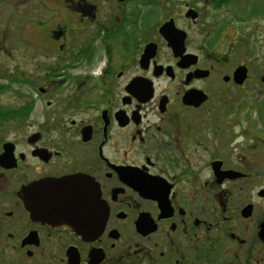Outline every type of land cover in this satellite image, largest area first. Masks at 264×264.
Listing matches in <instances>:
<instances>
[{
    "label": "flooded vegetation",
    "instance_id": "obj_1",
    "mask_svg": "<svg viewBox=\"0 0 264 264\" xmlns=\"http://www.w3.org/2000/svg\"><path fill=\"white\" fill-rule=\"evenodd\" d=\"M0 264H264V0H0Z\"/></svg>",
    "mask_w": 264,
    "mask_h": 264
}]
</instances>
